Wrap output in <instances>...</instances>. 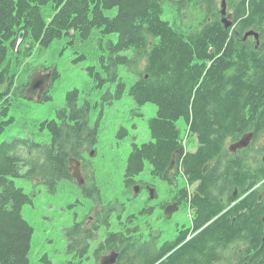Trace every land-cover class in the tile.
Wrapping results in <instances>:
<instances>
[{
	"label": "trees",
	"instance_id": "1",
	"mask_svg": "<svg viewBox=\"0 0 264 264\" xmlns=\"http://www.w3.org/2000/svg\"><path fill=\"white\" fill-rule=\"evenodd\" d=\"M222 1L0 0V135L17 120L11 109L20 105L21 98L27 100L31 76L39 69L53 71L51 87L40 102L52 100L50 92L60 74L57 69L30 67L35 49L47 48L64 36L81 42L96 37L104 53L100 66L88 69L94 88L103 89L100 102H81V92L72 90L56 118L34 124L36 130L0 145V264H32L34 228L23 210L32 204L33 196L17 187L14 179L25 177L51 192L62 183L75 182L70 161L86 162L95 149L99 123L92 127L91 120L99 105L104 110L126 99L141 119L145 105L158 108L148 122L151 141L132 143L123 177L124 195L133 192L146 171L152 177H164L180 149L185 150L178 168L188 182H194L223 154L228 138L238 139L248 131L264 133V0H226L233 22L228 29L222 22ZM52 3L54 13L45 18L42 9ZM251 31L260 35V45L254 37L245 40ZM22 32L25 39L19 43ZM84 59L82 54L77 61ZM102 116L103 111L99 119ZM127 135L128 129L122 126L119 139ZM187 146L193 149L186 151ZM244 169L240 162L231 168L232 183L243 184ZM216 178L215 167L203 180L205 195L198 203L203 225L219 213L209 191ZM257 178L261 181L264 176ZM92 183L84 193L103 203L99 186L94 179ZM106 207H121L123 212L126 204L116 201ZM260 213L246 216L236 228L214 222L190 250L204 252L210 243L227 240L239 228L249 229L257 240ZM136 220L131 210L116 222L131 226ZM120 252L117 264H135L131 234L125 236ZM142 261L154 264L146 254ZM180 262L177 258L172 264Z\"/></svg>",
	"mask_w": 264,
	"mask_h": 264
},
{
	"label": "flooded vegetation",
	"instance_id": "2",
	"mask_svg": "<svg viewBox=\"0 0 264 264\" xmlns=\"http://www.w3.org/2000/svg\"><path fill=\"white\" fill-rule=\"evenodd\" d=\"M131 126L137 129L135 124ZM248 135H251L248 146L236 147ZM191 149L189 146L186 151ZM238 162L240 168L249 169H244L241 186L232 183L229 177V171ZM86 163L82 162L86 180L82 189L89 187ZM208 165L209 170L194 182H188L179 168L167 180L149 174L146 178L140 177L128 198L137 206V220L131 226L116 222L121 207L114 210L96 205L89 210L69 233L68 247L79 259L77 264H101L104 257L113 254L118 255L114 263L117 264L127 234L133 238L135 264H143V254L154 259V264H172L177 258L180 264H264V178L261 181L257 178L258 175L264 176V133L248 131L238 139L228 138L223 154ZM215 167L216 184L209 191L218 203L219 213L210 223L203 225L198 203L205 195L202 188L204 177ZM259 212L262 227L257 240L249 229L239 228L227 240L210 243L204 252L190 250L202 240L203 233L214 222L229 223L236 228L246 216ZM109 237L110 243L107 241Z\"/></svg>",
	"mask_w": 264,
	"mask_h": 264
},
{
	"label": "rangeland",
	"instance_id": "3",
	"mask_svg": "<svg viewBox=\"0 0 264 264\" xmlns=\"http://www.w3.org/2000/svg\"><path fill=\"white\" fill-rule=\"evenodd\" d=\"M42 11L45 18H51L54 13L53 3L45 6ZM116 11L110 13L115 14ZM226 18L232 21L228 7ZM82 54L86 55V59L77 61ZM102 54L96 37L81 42L77 37L64 36L47 48L35 49L28 61L29 66L57 69L60 74L50 92L52 100L41 103L21 98L20 105H14L11 109V115L16 116L17 120L0 135V145L17 136L22 137L28 130H36L34 124L56 118L57 110L65 105L67 94L72 90L78 89L81 92V102L84 99L100 102L103 89L94 88L95 79L90 76L88 69L100 66L99 57ZM133 109L136 108L131 101L122 99L113 106H105L104 110L99 105L92 111L91 126L96 127L99 123V139L92 150L95 155L90 156L91 151L86 156V176L89 185L93 184L94 179L99 186L103 203L96 202L84 193V189L76 182L62 183L56 192H51L45 185L25 177L14 179L17 187L33 196L32 204L26 205L23 210L24 218L34 228L30 253L32 264H77L79 259L68 250L67 232L96 205L103 207L116 201L124 203L126 209L121 212L124 218L131 210L137 212V206L128 200L132 194L123 193V177L132 143L142 145L151 141L148 122L156 117L158 108L151 103L145 105L141 111L145 115L143 119L134 115L138 111L133 112ZM101 111L103 116L99 119ZM27 122L30 124L25 127ZM133 123L136 130L131 126ZM122 126L128 129L129 134L119 139L118 132ZM35 139L40 140L39 137ZM49 140L50 137L47 138ZM148 176L146 171L141 178Z\"/></svg>",
	"mask_w": 264,
	"mask_h": 264
},
{
	"label": "water",
	"instance_id": "4",
	"mask_svg": "<svg viewBox=\"0 0 264 264\" xmlns=\"http://www.w3.org/2000/svg\"><path fill=\"white\" fill-rule=\"evenodd\" d=\"M222 22L225 25V27L228 29L230 27H232L233 22L229 21L228 18H226L227 16V6H226V0L222 1ZM254 37L257 42L258 45H260V35L258 33H256L255 31H251L249 33H247L245 35V40ZM25 39V33L22 32L20 34V39H19V43H22ZM52 78H53V71H50L48 73H46L44 70H38L36 71L32 76H31V83L30 86L26 89V97L29 100H34L37 99V101L40 102V100L42 99L43 95L49 91L50 87H51V82H52ZM251 138V135H248V137H244L242 139V141L236 145V147L238 148H243L248 146L249 144V140ZM183 150L180 149L178 150L172 157L171 163L169 165V168L167 169V171L164 174V179L167 180L169 178L172 177V175L174 173H176V171L178 170V159L183 155ZM95 152L91 153V156H94ZM71 164V171H72V176L75 179V181L79 184L80 187L85 185V178L83 176L82 173V163L76 159H71L70 161ZM210 168V165H207L204 169V172H207ZM139 189L138 187H136V192H138ZM118 255L117 254H113L107 257H104L102 260L101 264H114L116 262Z\"/></svg>",
	"mask_w": 264,
	"mask_h": 264
},
{
	"label": "bare ground",
	"instance_id": "5",
	"mask_svg": "<svg viewBox=\"0 0 264 264\" xmlns=\"http://www.w3.org/2000/svg\"><path fill=\"white\" fill-rule=\"evenodd\" d=\"M257 41V40H256ZM45 70V69H44ZM46 72V71H45ZM187 137V136H186ZM182 145H183V143H182ZM184 147V146H183ZM187 148H189L188 146H187ZM185 150V149H184ZM90 156H91V154H90ZM90 178V177H89Z\"/></svg>",
	"mask_w": 264,
	"mask_h": 264
}]
</instances>
